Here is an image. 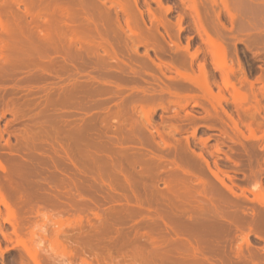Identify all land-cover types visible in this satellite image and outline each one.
Instances as JSON below:
<instances>
[{"label":"rangeland","instance_id":"rangeland-1","mask_svg":"<svg viewBox=\"0 0 264 264\" xmlns=\"http://www.w3.org/2000/svg\"><path fill=\"white\" fill-rule=\"evenodd\" d=\"M0 264H264V0H0Z\"/></svg>","mask_w":264,"mask_h":264},{"label":"bare ground","instance_id":"bare-ground-1","mask_svg":"<svg viewBox=\"0 0 264 264\" xmlns=\"http://www.w3.org/2000/svg\"><path fill=\"white\" fill-rule=\"evenodd\" d=\"M215 47H218V46H215ZM214 49H215V48H214ZM218 49H219V48H218ZM220 49H222V48H220ZM215 50H216V49H215ZM222 50H223V49H222ZM216 51H217V50H216ZM219 52H220V51H217V53H219ZM219 54H220V53H219ZM219 54H218V55H219ZM218 55H217V56H218ZM218 57H220V56H218ZM9 208H10V207H9ZM10 210H11V209H10ZM8 212H9V211H8ZM11 213H13L12 210H11ZM11 215L13 216L14 214H11ZM14 219H15V218H14ZM27 250H28V249H27ZM34 253H35V252H34ZM36 255H37V254H36Z\"/></svg>","mask_w":264,"mask_h":264}]
</instances>
